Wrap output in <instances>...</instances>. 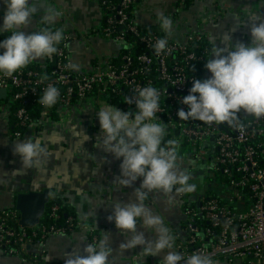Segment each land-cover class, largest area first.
Here are the masks:
<instances>
[{"label":"built area","instance_id":"built-area-1","mask_svg":"<svg viewBox=\"0 0 264 264\" xmlns=\"http://www.w3.org/2000/svg\"><path fill=\"white\" fill-rule=\"evenodd\" d=\"M97 1L104 19L100 32L120 42L121 52L115 59L98 60L89 71H76L66 51L71 35L64 34L47 78L28 68L11 78L0 75V89L14 109L11 136L20 138L32 124L28 107L37 103L49 84L60 91L56 108L91 99L100 104L116 101L121 110L133 113L135 104L124 103V98L139 87L158 88L161 108L157 115L166 127L165 140L177 141L181 159L191 169L202 165L207 174L212 171L220 187L216 196L204 195L185 203L184 235L176 236V251L184 255L202 252L213 261L264 264V117L242 111L235 126L180 120L177 112L187 111L181 100L189 94L192 81L204 79L196 73L208 59L206 49H199L201 35L189 30L182 42L169 40L170 50L157 55L154 44L163 37L135 22L139 0ZM58 211L57 205L48 206L37 226L23 229L14 208L0 210V249L29 264L23 258L30 255L28 247L43 246L47 238L81 226L73 217L60 222ZM90 235V242L96 243L92 231ZM133 262L139 264L138 257Z\"/></svg>","mask_w":264,"mask_h":264},{"label":"crops","instance_id":"crops-1","mask_svg":"<svg viewBox=\"0 0 264 264\" xmlns=\"http://www.w3.org/2000/svg\"><path fill=\"white\" fill-rule=\"evenodd\" d=\"M47 2L55 4L60 13L56 15L55 22L46 24L43 21L49 12L34 14L31 24L23 31L31 34L40 30L41 26H46L63 29L64 34L71 35L66 51L71 64L79 66L76 71H89L98 60L115 59L119 55L122 44L104 37L100 32L104 19L97 0ZM4 12L5 4L0 0V22ZM159 13L173 20L174 34L171 41L182 42L185 34L192 30L203 36L211 48L212 43L225 47L221 39L226 33L231 34L234 43L251 42L249 14L264 16V0H141L134 11V19L143 29L157 27L164 36L158 23ZM6 35L9 34L0 35V39ZM47 59L28 66L46 70ZM204 74V79L209 78L210 73L206 68ZM104 105L89 99L67 108L44 110L39 120L32 122L20 138H13L11 106L5 100L0 101V210L13 208L19 193L49 189L51 198H60L67 212L81 224L71 232L47 238L43 246L28 247L27 253L36 256L40 264H65L69 256H83L84 248L91 243V231L97 242L103 238V234H110L112 264H134L133 258L141 251L137 247L121 254L119 245L130 239L131 234L119 231L114 222L110 223L107 219L113 212L114 202H136L134 192L140 181L123 190L116 188L114 183L120 178L121 161L114 159L102 147H96L97 142L103 140L97 111ZM83 135L88 137L84 142ZM28 138L38 139L47 148L49 158L45 167L21 169L19 157L13 154L12 149L15 143ZM178 163L189 172L192 180L199 178L203 183L206 182L205 191L197 195L194 192L177 194L173 206L168 205V196L163 193L152 194L145 202L153 214L163 219L164 226L174 238L184 235L185 203L195 202L211 191V178L204 166L191 169L179 158ZM18 169L19 173L16 171ZM137 230L144 232L149 241L156 239V235L148 232L141 223H138ZM166 255L167 250L157 256L144 258L143 264L161 263ZM0 264L26 263L0 252ZM214 264L241 263L217 259Z\"/></svg>","mask_w":264,"mask_h":264},{"label":"clouds","instance_id":"clouds-1","mask_svg":"<svg viewBox=\"0 0 264 264\" xmlns=\"http://www.w3.org/2000/svg\"><path fill=\"white\" fill-rule=\"evenodd\" d=\"M2 2L5 12L0 22V35H9L0 40V75L11 78L29 64L53 57L64 33L63 29L45 27L27 34L23 29L31 24L36 11L32 0ZM55 19L53 12L43 17L46 24L54 23ZM248 21L250 43H234L228 33L221 39L225 47L212 43L205 64L210 76L192 81L189 94L181 100L187 111L181 108L177 112L180 120L235 126L242 111L256 118L264 117V16L250 13ZM158 23L165 35L154 44L157 55L170 50L169 40L174 34L171 17L159 13ZM70 67L73 70L79 68L76 64ZM59 98V89L49 84L38 102L50 109ZM123 102L134 103L136 111H122L113 104H105L97 111L103 140L96 144L121 161L120 178L114 183L116 188L123 190L140 181L134 192L136 202H114L113 212L107 217L110 223L114 222L116 229L131 234L130 239L119 245L120 253L139 247L141 251L136 255L139 264H143L144 258L157 256L165 250L167 255L161 264H214L212 257L202 252L184 255L176 251L174 236L164 226L163 219L153 214L145 203L150 195L163 193L168 196V205L173 206L177 194L196 190V184L191 182L192 176L179 166L177 141L165 140L166 127L157 115L161 108L160 90L152 85L139 87ZM83 137V142L88 139L87 135ZM12 151L19 157L22 170L43 168L49 158L47 148L38 139L17 142ZM16 171L19 173L20 169ZM138 223L154 233L156 239L147 240L144 232L137 230ZM109 240L110 234H103L97 243H88L83 256H69L65 264H112L113 249Z\"/></svg>","mask_w":264,"mask_h":264},{"label":"water","instance_id":"water-1","mask_svg":"<svg viewBox=\"0 0 264 264\" xmlns=\"http://www.w3.org/2000/svg\"><path fill=\"white\" fill-rule=\"evenodd\" d=\"M32 5L36 9L34 14L53 12L57 16L55 4H48L47 0H32ZM6 99V92L0 89V101ZM51 201V191L44 189L40 192L30 191L19 193L14 200V209L19 213V226L23 229H32L40 223L45 214L46 208Z\"/></svg>","mask_w":264,"mask_h":264},{"label":"trees","instance_id":"trees-1","mask_svg":"<svg viewBox=\"0 0 264 264\" xmlns=\"http://www.w3.org/2000/svg\"><path fill=\"white\" fill-rule=\"evenodd\" d=\"M141 0H139V3H140ZM138 3V4H139ZM46 26H41L40 30L45 28ZM49 28L50 30H56L54 27H47ZM149 31H153L157 34H159L161 37H164L162 36V34L157 30V27H154L152 29H149ZM202 40H201V43H199V49H206L207 51V55L206 57L208 58L211 54V45L207 42V40L201 36ZM3 38H1L0 40H2ZM129 40V38H128ZM48 67L46 70H42L36 66H27L26 68L28 69H31V70H34L36 71L41 77H48L49 76V71L51 69V67L53 66V63H54V57H51V58H48ZM206 60L203 61L199 66H198V69L196 71V73L200 76V77H204V71H205V64H206ZM39 101V100H38ZM37 101L36 104H34L33 106H30L28 107L29 109V113H30V118H31V122H36L39 120L40 118V115H41V112L44 110V108H42V106L39 104V102ZM74 101V100H73ZM114 102V103H113ZM115 103H117L116 101H112V104L115 105ZM56 108V106H54L53 108H50V111H54ZM46 110H49V109H46ZM14 109L11 108V125L13 126L14 124V116H13V112ZM123 111V110H122ZM178 158L181 159L183 158V156L181 155H178ZM184 160V159H183ZM211 178V177H210ZM217 179V178H216ZM213 181V179H212ZM218 193H214V192H209L207 193V195L209 196H216ZM51 205H57L59 207V211L58 213L60 214V222H63L64 220H66V217H73V219L75 220V222H78L77 219H75L74 215L72 214H69L66 210V208L63 206L62 204V200L58 197H55V198H51V201L50 203L48 204V206H51ZM47 206V207H48ZM36 257V256H35ZM26 261L29 262V264H40L39 261H38V258L36 257V259H32L33 257L31 255H25L23 257ZM36 261V262H35Z\"/></svg>","mask_w":264,"mask_h":264},{"label":"rangeland","instance_id":"rangeland-1","mask_svg":"<svg viewBox=\"0 0 264 264\" xmlns=\"http://www.w3.org/2000/svg\"><path fill=\"white\" fill-rule=\"evenodd\" d=\"M93 101V100H92ZM93 102H95V101H93ZM96 104H100V102L99 103H97V102H95ZM77 104V103H76ZM74 105V104H73ZM210 177H211V192H214V193H218L219 192V190H220V187H219V184H218V180H219V178L211 171V172H209V174H208ZM217 178V179H216ZM212 179H213V181H212ZM192 183H194V184H196V190L194 191V195H197V194H200V193H203L204 191H205V187H204V185L206 184V182L205 183H203V181L201 180V179H199V178H197V179H194V180H192L191 181ZM208 193L210 192V190L209 191H207ZM193 195V196H194ZM0 252L1 253H3V251L0 249ZM4 254V253H3ZM13 258H18V257H15V256H12Z\"/></svg>","mask_w":264,"mask_h":264}]
</instances>
